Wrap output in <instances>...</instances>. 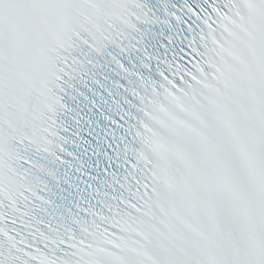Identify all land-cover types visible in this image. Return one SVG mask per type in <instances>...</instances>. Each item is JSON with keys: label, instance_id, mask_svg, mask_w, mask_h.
<instances>
[{"label": "snow or ice", "instance_id": "snow-or-ice-1", "mask_svg": "<svg viewBox=\"0 0 264 264\" xmlns=\"http://www.w3.org/2000/svg\"><path fill=\"white\" fill-rule=\"evenodd\" d=\"M139 8L134 0H0L8 222L24 198L11 145L53 146L60 53L73 42L95 50L117 27L132 28ZM189 11L198 35L131 129V167L145 179L130 218L42 247L0 227V264H264V0H212L206 12Z\"/></svg>", "mask_w": 264, "mask_h": 264}]
</instances>
